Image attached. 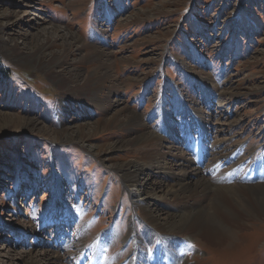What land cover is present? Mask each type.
<instances>
[{
    "label": "rangeland",
    "instance_id": "1",
    "mask_svg": "<svg viewBox=\"0 0 264 264\" xmlns=\"http://www.w3.org/2000/svg\"><path fill=\"white\" fill-rule=\"evenodd\" d=\"M59 27L76 36L67 60L73 77L42 64L66 52L64 43L55 41L45 59L38 51L41 30ZM100 49L106 55L87 59ZM0 69V264H28L17 254L46 251L38 263L91 264L96 255L98 264H134L138 251L136 264H264V222L256 219L224 247L203 232L147 240L151 231L164 235L145 227L114 170L142 159L127 140L149 131L163 135L166 149L199 159L209 187L232 184L247 201L243 187L264 186V172L226 180L210 166L227 165L235 176L247 159L264 170V0H0ZM105 69L109 75L98 77ZM97 86L96 98L115 90L102 109L92 103ZM190 110L201 117L203 143ZM131 112L145 130L125 125ZM90 126L98 128L80 135L91 152L80 138H64ZM187 135L201 139L196 153ZM117 142L126 147L111 149Z\"/></svg>",
    "mask_w": 264,
    "mask_h": 264
},
{
    "label": "bare ground",
    "instance_id": "2",
    "mask_svg": "<svg viewBox=\"0 0 264 264\" xmlns=\"http://www.w3.org/2000/svg\"><path fill=\"white\" fill-rule=\"evenodd\" d=\"M42 31L44 34H47L43 35L46 36V40L43 41L41 44L42 46H40L38 50L41 52L43 59L47 57L45 52L52 48V45H54L55 41L58 40L64 43L66 47V52L57 55L55 60L53 58L49 59L48 61L45 59V61L42 60V64H46L49 68H56V73L58 75H68L73 77L72 72L75 67L72 65L73 63L68 64L69 62L67 60L69 54L75 52L76 46L74 43L76 41V36L68 31H66L67 33H65L63 30L61 31L60 27L55 28L52 32H47L45 29H42L41 32ZM48 38L49 40H47ZM103 55H106V52L103 49H100V51H95L92 55L88 56L87 59L90 61H96L99 60ZM60 65L63 66L60 67ZM109 73V69H105V71L98 77L105 78L109 75ZM82 76V73H78V75H76L78 78ZM101 89H103L102 86H97L90 91L95 92L92 94V103L95 105L98 104L102 109L104 105L106 107V103L108 102L110 95L115 92V90L108 91L105 96H99L96 98L98 91ZM190 111L192 112V115L195 116L193 117L190 115L194 120V124L197 121L196 124H198L197 126L200 127L198 132L199 135L201 134V137H203V143L205 134L202 132V128L199 125L201 124V117L198 116V112L194 110ZM186 121L187 122L185 123L184 120L181 126L182 130L184 129L187 131V126L189 123L188 120ZM103 122L102 125L104 127L111 126L112 123V121L109 120H104ZM144 122L140 114L131 112L125 125L133 128L138 126V128L143 131L146 129L145 127H147ZM103 126L100 125L99 127ZM168 127L172 130L171 135L175 136L172 127H170V125H168ZM97 128L98 126H90V128L76 127L75 130L68 133L70 136L65 134L64 138L68 139L69 141H79L78 138H80L82 142H84H81L82 145L87 146L88 151L91 152L93 148V144H91L92 142L89 140V138L83 137L80 134L85 130L93 133L97 130ZM162 136L163 135L160 136L157 132L147 131L131 140H127V143H129L127 146L132 144L138 147L137 151L143 160L133 159L123 166L114 168L115 172L120 173L125 187L127 190H129L128 193L132 198L135 208L143 210L144 216L143 218H140V220L146 222L147 225L145 227L147 228L150 226L153 230H156L157 232L161 231L164 235H156L151 231V234L145 237L147 240L153 241L157 237L160 239L169 240L174 239L177 236L191 240L195 235H200L203 232L208 234L210 238L209 242L211 243L210 245H213L214 247V245H223L228 242L231 243L238 240L242 231L250 229V226L247 224L249 223L247 220L254 221L256 219L264 222V219H262L264 218L262 217L264 216V186L253 189L251 187H243L245 191L242 192H246V194L250 195L249 200L247 201L237 198L239 192L241 191L237 190V187H232V184L228 185L230 186L228 189H220L218 186L209 187L208 182L203 179L201 168L198 167L199 162L197 163V161H199V159L197 161L192 160V158L187 157L184 154L185 152H181L179 149H166L161 145L164 141ZM185 140H187L189 143H186L188 146L192 145L193 142L195 146L193 151L195 153L198 149L197 144L203 145L201 143V139H194L191 141L189 139V135L186 136ZM116 147L124 148L126 146L119 142L115 144L113 143V145L110 146L111 149H115ZM201 147L203 148V146ZM178 150L180 152H178ZM209 150L211 149L209 148ZM215 151L217 150L215 149ZM169 159L171 161H169ZM195 164L198 165L196 166ZM236 164L237 163L235 162L234 166ZM257 173L261 172L257 171ZM229 191L234 193H230L229 197H226L229 193L226 194L225 192ZM197 197H200V199L197 201L194 200V198ZM190 199H193L197 203L190 204ZM227 199L231 200L233 206H228V202L226 201ZM170 201L181 202L180 204L177 203L174 209H170ZM252 201H255V203H257L256 206L260 211H262L263 214L261 217H258L254 212V207L251 205ZM243 215L247 216L246 221L242 220ZM35 235L40 237L38 233ZM128 235L130 238L132 237L133 233L131 230H129ZM139 236L141 237L142 235ZM138 237L135 236V238ZM224 246L226 245H223V247ZM135 252L136 255L133 257L135 258L134 264H136V260L141 258V253H138V251ZM172 254L174 253H170L171 257ZM17 255L20 256V259H25L28 257V264H40L37 260H46L48 257V252L46 251L45 253H40L39 255H36L37 257L35 258L30 252L23 253L22 255L18 253ZM48 259V262L52 263V260L50 258Z\"/></svg>",
    "mask_w": 264,
    "mask_h": 264
},
{
    "label": "trees",
    "instance_id": "3",
    "mask_svg": "<svg viewBox=\"0 0 264 264\" xmlns=\"http://www.w3.org/2000/svg\"><path fill=\"white\" fill-rule=\"evenodd\" d=\"M1 71H2V70L0 69V76L2 75V73L5 75V72L2 71V73H1Z\"/></svg>",
    "mask_w": 264,
    "mask_h": 264
}]
</instances>
